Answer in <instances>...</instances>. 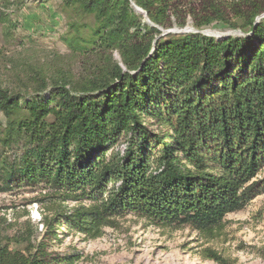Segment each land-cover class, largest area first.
Segmentation results:
<instances>
[{
    "label": "trees",
    "instance_id": "1",
    "mask_svg": "<svg viewBox=\"0 0 264 264\" xmlns=\"http://www.w3.org/2000/svg\"><path fill=\"white\" fill-rule=\"evenodd\" d=\"M61 6L72 63L0 51V193L38 190L53 211L40 240L0 223V264H73L78 256L50 252L58 235L97 239L130 215L213 236L264 192V0ZM189 17L196 32L162 31ZM213 23L245 34L199 32Z\"/></svg>",
    "mask_w": 264,
    "mask_h": 264
},
{
    "label": "rangeland",
    "instance_id": "2",
    "mask_svg": "<svg viewBox=\"0 0 264 264\" xmlns=\"http://www.w3.org/2000/svg\"><path fill=\"white\" fill-rule=\"evenodd\" d=\"M1 4L6 6V2ZM7 4L15 28L6 37L0 26V51L5 57L15 56L17 63L39 60L53 67L73 62L63 41L66 20L61 0H23L22 5L20 0H9ZM162 31L196 32L190 17L183 28ZM199 32L218 40L245 34L221 23H213ZM257 179L264 180V166ZM42 198L38 190L30 189L0 193V223L10 237L29 232L41 239L44 232L41 221L53 213L51 205L42 202ZM72 206L61 205L67 209ZM57 238L50 243V252L78 256L73 264H218L206 258V249L216 252L225 260L224 264H264V192L242 211L227 215L222 228L213 236L199 234L190 227L153 226L130 215L118 219L114 227L104 229L97 239H85L77 233Z\"/></svg>",
    "mask_w": 264,
    "mask_h": 264
}]
</instances>
